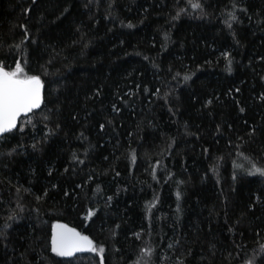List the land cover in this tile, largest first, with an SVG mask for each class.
Returning <instances> with one entry per match:
<instances>
[{"label":"trees","instance_id":"trees-1","mask_svg":"<svg viewBox=\"0 0 264 264\" xmlns=\"http://www.w3.org/2000/svg\"><path fill=\"white\" fill-rule=\"evenodd\" d=\"M198 2L0 0V65L44 85L0 137V264H264V0Z\"/></svg>","mask_w":264,"mask_h":264},{"label":"snow or ice","instance_id":"snow-or-ice-1","mask_svg":"<svg viewBox=\"0 0 264 264\" xmlns=\"http://www.w3.org/2000/svg\"><path fill=\"white\" fill-rule=\"evenodd\" d=\"M190 3L193 9L201 7L198 0H195V2L190 0ZM229 19L231 21L236 20L234 13H229ZM131 26L130 24L128 25V27ZM228 27L231 28V23H228ZM25 39H27V35H25ZM224 55L227 59L228 54L225 53ZM230 65L231 61L229 60V71L231 70ZM184 79L188 80L189 77L185 76ZM40 89L41 81L39 77L25 75L19 61H17L15 70L11 72L5 71L3 67H0V135L9 133L16 128L17 119L21 114L27 115L40 106ZM133 159H135L134 155ZM153 172L155 173V169ZM254 173L264 175V169L253 165L252 173L250 174ZM179 198L180 193L177 192V199L179 200ZM154 206L155 201L150 205L149 211ZM93 214V212L89 211L88 217L90 218ZM51 245L52 252L61 257L72 256L75 252L85 249L99 253L104 251L102 247L97 249L93 241L87 236H83L74 229H68L66 225L61 224L53 225ZM142 252L143 255L147 256L151 250L145 249Z\"/></svg>","mask_w":264,"mask_h":264},{"label":"water","instance_id":"water-1","mask_svg":"<svg viewBox=\"0 0 264 264\" xmlns=\"http://www.w3.org/2000/svg\"><path fill=\"white\" fill-rule=\"evenodd\" d=\"M0 67H3V66L0 65ZM3 69H4L5 71H7L4 67H3ZM39 79H40V78H39ZM40 81H41V80H40ZM43 96H44V85H43V83H42V81H41V89H40L41 102H40V106H41L42 101H43ZM40 106H39V107H40ZM39 107H38V108H39ZM36 109H37V108H36ZM33 110H35V109H33ZM29 114H30V113H28L27 115L21 114V116L17 119V126H18V124H19L20 119L23 118V117L28 116ZM17 126H16V127H17ZM14 129H15V128H14ZM14 129H13V130H14ZM4 134H6V133H4ZM4 134L0 135V137L3 136ZM55 224L66 225L68 229H74L76 232H79L77 229H75L74 227H72V226H70V225H68V224H66V223H63V222H55V223H53V224L51 225V228H50V236H49V246H50V250L52 249L51 238H52L53 225H55ZM79 233H80V232H79ZM80 234H81V233H80ZM81 235H83V234H81ZM83 236H86V235H83ZM87 237H88V236H87ZM88 238H89L90 240H92L90 237H88ZM51 251H52V250H51ZM88 251H90V250L85 249V250H83V251L75 252L72 256H75V255L80 254V253H85V252H88ZM66 257H71V256H66Z\"/></svg>","mask_w":264,"mask_h":264},{"label":"rangeland","instance_id":"rangeland-1","mask_svg":"<svg viewBox=\"0 0 264 264\" xmlns=\"http://www.w3.org/2000/svg\"><path fill=\"white\" fill-rule=\"evenodd\" d=\"M16 64H17V62H16ZM20 64H21V66L23 67V64H22L21 62H20ZM15 68H16V65H15V67H14L13 69L8 70V72L14 71ZM23 69H24V67H23ZM24 74L27 75V76H32V75L28 74V73L25 71V69H24ZM43 101H44V96H43ZM43 101H42V104H43Z\"/></svg>","mask_w":264,"mask_h":264}]
</instances>
